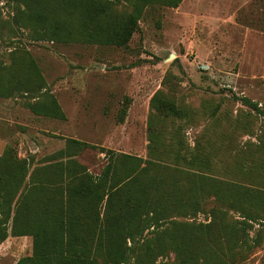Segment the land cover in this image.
<instances>
[{"label": "trees", "instance_id": "obj_1", "mask_svg": "<svg viewBox=\"0 0 264 264\" xmlns=\"http://www.w3.org/2000/svg\"><path fill=\"white\" fill-rule=\"evenodd\" d=\"M8 1L14 3L13 13L6 21L0 12V26L8 24L12 32L26 29L31 39L53 43L125 47L146 8L176 7L182 0H121L128 8L122 12L110 0ZM27 61L23 81L10 72L0 78V96L28 92L25 82L41 81L33 58ZM237 99L264 118L257 102ZM29 106L34 113L65 119L54 98L49 106ZM151 106L155 118L181 122L176 130L192 122L191 110L166 95ZM217 107L209 114L203 108L202 115L215 123ZM121 114L120 122L125 109ZM239 117L230 126L256 141L242 146L205 132L190 144L185 133H152L150 126L145 158L102 147L105 163L97 173L75 159L93 146L78 139L65 138L64 148L45 164L6 148L0 155V242L8 236L32 237L31 254L15 264L244 261L247 253L241 248L253 247L246 230L264 222V125L253 129L252 121ZM198 214L207 221L190 220ZM221 236L231 243L226 249L212 245ZM170 255L171 260H162Z\"/></svg>", "mask_w": 264, "mask_h": 264}, {"label": "rangeland", "instance_id": "obj_2", "mask_svg": "<svg viewBox=\"0 0 264 264\" xmlns=\"http://www.w3.org/2000/svg\"><path fill=\"white\" fill-rule=\"evenodd\" d=\"M110 1L116 12L128 11L121 0ZM13 9V2L0 0L4 20H10ZM9 26H0V78L10 72L23 81L31 56L41 81L25 82L28 92L0 96V155L10 147L33 164H45L64 148L65 138H74L93 145L75 157L91 172L105 163L102 147L145 158L150 126L152 133H175L181 125L155 118L151 105L159 95L191 110L192 122L176 130L190 144L205 132L242 146L256 141L230 126L235 116L252 121L253 129L264 125L263 117L237 99L248 97L264 109V0L154 4L144 10L125 47L33 40L26 29L12 32ZM52 98L65 119L30 109L31 104L49 106ZM216 105L214 123L202 111L209 114ZM190 220L205 222L207 217ZM246 237L253 247L241 248L247 257L238 264H264V222L252 223ZM230 244L221 236L212 245L226 249ZM31 251V236H8L0 242V264H15Z\"/></svg>", "mask_w": 264, "mask_h": 264}, {"label": "crops", "instance_id": "obj_3", "mask_svg": "<svg viewBox=\"0 0 264 264\" xmlns=\"http://www.w3.org/2000/svg\"><path fill=\"white\" fill-rule=\"evenodd\" d=\"M89 170V169H88ZM90 171V170H89ZM94 173H97V172H94Z\"/></svg>", "mask_w": 264, "mask_h": 264}]
</instances>
